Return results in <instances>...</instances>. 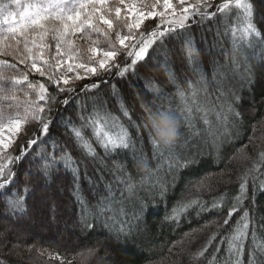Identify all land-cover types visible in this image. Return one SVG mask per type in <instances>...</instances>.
Returning <instances> with one entry per match:
<instances>
[{"label": "trees", "instance_id": "1", "mask_svg": "<svg viewBox=\"0 0 264 264\" xmlns=\"http://www.w3.org/2000/svg\"><path fill=\"white\" fill-rule=\"evenodd\" d=\"M221 2L210 3L215 6ZM249 2L253 6L254 22L264 37V24L260 23L264 21V0ZM114 3L115 0L108 7ZM120 7L123 16L126 6ZM108 18L113 19L114 26L117 24L114 16ZM160 23L159 18H150L140 30L150 31ZM188 23L190 27L175 39L167 36L162 43L157 41L149 49L150 59L138 62L124 76H119L113 68L111 73L72 83L69 87L74 85L76 91L57 95L58 102L51 105V122L46 134L41 135L37 122L25 124L5 152L4 174L9 170L14 173L12 192L25 195L27 211L11 215L6 204L7 194L0 195V230H3L0 264H68L69 261L71 264H111L101 261L106 256L124 264H248L253 227L257 241L264 244V157L261 156L264 153V39L253 37L251 46L242 43L234 53L231 36L224 35L226 26L235 23L233 19L217 16L214 20ZM181 36L194 42L199 52L194 59L207 81V93L201 91L198 99L216 112H221L223 106L226 113L231 104L239 117L227 113L226 120L223 114L217 119L215 112H209L210 124L205 125L197 113L192 127L181 118L177 124L179 135L173 140L175 147L167 149L161 143V156L153 147V139L159 140V137L143 105L153 112L161 105L180 107L169 72L186 91L187 81L200 80L195 70L197 65H190L182 51ZM93 39H98L99 47L106 48L103 36L93 34ZM125 59L123 54L118 57L122 66ZM29 80L45 83L49 93L54 91V86H48L45 78L36 74H30ZM97 81V88L81 91L83 85ZM21 87L26 88V83ZM66 97L69 103L64 105L60 101ZM94 106L101 114L106 112L117 117L119 124L128 129L132 138L128 149L106 154L96 143L91 128L84 134L97 156L85 155L76 145L69 122L79 126V117L92 113ZM32 139L37 143L30 145ZM65 153L76 161L77 171L58 166L50 169L45 177L44 163L53 156L59 160ZM170 154L174 164L171 170L167 167ZM177 156L181 161L192 163L178 167ZM245 174L248 188L244 208L233 215L229 225H224L227 209L236 203L240 177ZM193 199L208 210L190 207L180 212L181 206ZM101 200L113 201V206L122 208L124 214L118 215L115 222L112 219L105 222L97 213ZM214 200L223 211L212 209ZM244 209L249 212V238L243 255L237 260L236 255L228 252L225 238L231 235ZM176 213L179 215L173 218ZM82 218L84 224L94 226L84 227ZM35 221L39 227L35 225L32 231L31 224ZM57 222L61 229L56 228L54 232ZM121 223L125 224L124 232L119 230ZM42 229L44 233L40 232ZM59 231L61 235H57ZM89 250L94 254L90 256ZM57 253L62 259L55 258ZM261 261L264 257L258 258V264Z\"/></svg>", "mask_w": 264, "mask_h": 264}, {"label": "snow or ice", "instance_id": "2", "mask_svg": "<svg viewBox=\"0 0 264 264\" xmlns=\"http://www.w3.org/2000/svg\"><path fill=\"white\" fill-rule=\"evenodd\" d=\"M177 2L180 5L185 4V0H177ZM135 4L136 0H115L113 7H108V0H7V2H0V17L3 18L0 20V56H11L16 61V63H10L8 60H0V148L10 146L14 142L13 135H18L28 122H37L40 125L41 135L48 132L51 122L49 118L52 111L51 105L58 102L57 95L71 94L76 91L74 85L69 87L73 78L68 77L67 72L83 69L84 75H80L78 71L75 75V80H83L90 76L100 77L102 74L111 73L115 68L117 74L122 77L125 73L134 70L138 62L150 59L149 49L157 41L162 43L167 36L175 39L177 35L183 33L187 27H190L189 21L214 20L217 16L233 19L235 23L231 27L226 26L224 35L231 36L234 53L242 43L247 42L251 46L250 41L253 37L264 39L254 22L253 6L249 0H222L215 6L210 3V0H196L194 4L182 7L179 12L174 7L173 0H156V3L151 6L152 10L147 12L138 9ZM120 5L126 6L123 16ZM157 5L161 6L162 10L157 11ZM209 9L212 10L209 11ZM166 13L169 15L166 16ZM113 16L117 22L115 26L113 19L108 18ZM156 17L160 18V24L150 31L140 30L145 20ZM260 23L264 24V21ZM78 33L81 34L80 39L87 46H77L74 38ZM93 34L104 37L106 48L99 47L98 39H93ZM48 38L55 42L52 62L44 58L45 51H50L53 47L45 42ZM181 39L183 40L182 36ZM183 43L182 51L190 65H197L195 70L200 74V80L195 83L187 81L188 90L186 91L176 83L175 77L169 72V77L176 86V95L181 101L180 107L173 109L164 108L161 105L153 112L149 106L143 105L149 114L151 126L159 137V140L153 139V147L161 156L163 155L161 143L167 149L175 147L172 138L179 135L177 124L181 118L189 127H192L197 113L200 114L205 125L210 124L209 112H215L217 119H220L223 114L226 120L227 113L239 117V113L231 104H228L226 113L223 106L221 112H216L215 108H209L205 102L198 99L201 91L207 93V81L198 67L197 60L194 59L199 56L194 42L188 39L183 40ZM121 54L126 58L123 66L118 60ZM18 65L25 67L20 69ZM5 70L18 75L6 74ZM33 73L45 78L48 86H54L53 93L48 92L45 83L30 81L29 75ZM25 83L26 90L21 87ZM201 84L204 86L203 89L199 87ZM98 86L99 81L85 84L81 91H90ZM18 92H22V97L18 95ZM33 94L35 99L32 98ZM223 94L221 92V95ZM41 101L44 103H40ZM60 102L67 105L69 100L66 97ZM124 115L128 116L126 110ZM79 119L81 121L79 126L70 121L68 128L76 145L83 149L85 155L93 158L97 156L96 149L84 134L88 128L92 129L96 143L106 154L130 147L131 135L126 127L119 124L117 117L106 112L101 114L94 106L92 113L86 116L81 115ZM144 126L148 127L147 124ZM110 127L116 130L107 131L106 129ZM36 143V139L29 141L30 145ZM21 153L23 154V149ZM261 156L264 157V153H261ZM16 159L18 160L19 156ZM175 160L176 166L181 168L192 163L191 160L181 161L178 156ZM11 162L9 160L10 164ZM58 166L70 168L74 173L78 169L72 156L65 153L59 157V160L53 156L44 163V176L47 177L49 170ZM167 167L169 170L174 167L171 154L167 159ZM13 176L14 173L10 170L5 175L4 167L0 165V195L7 194L6 204L10 214L15 216L26 213L27 208L25 195L21 192H12ZM240 180L239 194L235 197L236 203L227 209L224 225H229L233 215L244 208L243 200L247 198L248 188L247 174L240 177ZM157 183L160 182L157 181ZM163 190L161 184V191ZM27 191V189L22 190L23 193ZM190 207H198L201 211L208 210L200 205L198 200L193 199L182 205L180 212L187 211ZM212 209L223 211L216 200L213 201ZM97 213L105 218V222L108 219L115 222L118 215L124 214L123 209H116L111 200L107 202L101 200L97 206ZM176 215L179 213H176L173 218ZM81 223L88 229L94 226L92 223L84 224L83 218ZM249 224V212L244 209L240 219L235 222L231 235L225 238L228 252L236 255L237 260L244 253L245 243L249 238ZM119 230L125 231L124 223L119 225ZM212 239L215 237L213 236ZM251 239L253 242L248 255V264H258V258L264 257V244L257 241L255 227H253ZM223 242L222 240L221 243ZM88 254L94 253L89 250ZM200 255H203V251ZM55 258L62 259L58 253L55 254ZM68 264L71 262L69 261ZM261 264H264V261H261Z\"/></svg>", "mask_w": 264, "mask_h": 264}, {"label": "rangeland", "instance_id": "3", "mask_svg": "<svg viewBox=\"0 0 264 264\" xmlns=\"http://www.w3.org/2000/svg\"><path fill=\"white\" fill-rule=\"evenodd\" d=\"M113 0H108V4L110 3V2H112ZM212 0H210V2H211ZM0 2H7V0H0ZM196 2V0H185V4L184 5H180L178 2H177V0H173V5H174V7L176 8V10H177V12H179L180 10H181V8L182 7H186V6H188V5H190V4H194ZM156 3V0H136V4H135V6L138 8V9H141V10H144L145 12H147V11H150V10H152L151 9V6L153 5V4H155ZM142 5V7H140ZM99 7V6H98ZM125 10V9H124ZM156 10L157 11H160V10H162V7L161 6H159V5H157V8H156ZM123 12H125V11H123ZM171 12V9L169 10V13ZM169 13H166L165 15L166 16H168L169 15ZM157 18H159V17H157ZM3 18L2 17H0V20H2ZM150 19V18H149ZM160 19V18H159ZM148 20V19H147ZM146 21V20H145ZM145 23V22H144ZM80 36H81V34H77L76 35V37L74 38L75 40H76V44H77V46H81V45H84V46H87L86 44H85V42L84 41H81V39H80ZM78 41H80V42H78ZM46 43H48V44H50V45H53V47H52V49L49 51V50H46L45 51V56H44V58L45 59H49V61L50 62H52V56L54 55V44H55V42L54 41H52L51 40V38H48L46 41H45ZM35 51V50H34ZM1 57V59L2 60H12L13 62H14V60H13V58L11 57V56H0ZM0 59V60H1ZM15 63H16V61H15ZM23 66V69H24V65H22ZM6 71V74H9V75H18V73H14V72H8V70H5ZM77 71L80 73V75H84V70L83 69H77V70H75V71H72V72H67V76L68 77H71V78H73L72 79V83H75V82H77V81H79V80H75V75H76V73H77ZM99 71V70H98ZM33 74H36V73H33ZM37 76H39V74H36ZM57 75H59V73H57ZM40 77V76H39ZM72 83L70 84V85H72ZM69 85V86H70ZM22 88H24V87H22ZM25 90H26V88H24ZM18 95H20L21 97H22V92H18ZM33 99H35V94H33V97H32ZM42 102V101H41ZM40 102V103H41ZM109 129H113L114 130V128H109ZM16 137H17V135H13V140L15 141V139H16ZM14 143V142H13ZM13 143H11V145L13 144ZM11 145L10 146H7V147H3V148H0V165H3V167H5V152L6 151H8L9 150V148L11 147ZM42 203L43 204H45V202H44V199L42 200ZM31 221V220H30ZM27 224H29V223H27ZM36 225V227H39V224L35 221V223L33 222L32 224H31V228H32V231H33V227ZM53 228H55V229H53V231L55 232V231H57V229L56 228H60L61 229V224L59 223V222H57V224L55 225V227H53ZM36 229V228H35ZM73 231V230H72ZM2 232H3V230H0V235L2 234ZM41 233H44V231H43V229H42V231H40ZM57 235H61V231H59L58 233H57ZM56 235V236H57ZM100 254H103V252H100ZM91 256V255H90ZM89 256V257H90ZM113 258L111 257V256H106L105 258H103V259H101V261H103L104 260V262H111V264H124V262H122V261H119V260H117L116 262H114L113 260H112ZM97 262H99L100 263V259H98V257H97ZM113 262V263H112Z\"/></svg>", "mask_w": 264, "mask_h": 264}, {"label": "clouds", "instance_id": "4", "mask_svg": "<svg viewBox=\"0 0 264 264\" xmlns=\"http://www.w3.org/2000/svg\"><path fill=\"white\" fill-rule=\"evenodd\" d=\"M172 139H175V137H173Z\"/></svg>", "mask_w": 264, "mask_h": 264}]
</instances>
